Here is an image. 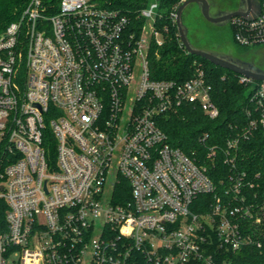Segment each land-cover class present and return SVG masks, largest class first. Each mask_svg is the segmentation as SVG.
<instances>
[{"label":"built area","instance_id":"1","mask_svg":"<svg viewBox=\"0 0 264 264\" xmlns=\"http://www.w3.org/2000/svg\"><path fill=\"white\" fill-rule=\"evenodd\" d=\"M158 4L131 23L108 1L27 0L0 32V264H239L264 247V196L245 172L197 201L214 183L156 123L184 103L219 115L202 68L150 77ZM227 23L239 45L263 44L264 0ZM253 88L264 133V81Z\"/></svg>","mask_w":264,"mask_h":264},{"label":"trees","instance_id":"2","mask_svg":"<svg viewBox=\"0 0 264 264\" xmlns=\"http://www.w3.org/2000/svg\"><path fill=\"white\" fill-rule=\"evenodd\" d=\"M26 1L0 0V32L18 17ZM103 1L126 12L131 23L141 22L137 15L145 0ZM181 2L159 0L156 26L162 41H152L148 47L146 58L150 77L183 81L202 68L211 84V98L219 109V115L210 118L196 104L184 103L175 111L157 115L156 123L166 134L167 142L183 151L197 165L203 166L214 183V192L199 194L197 201H205L208 205L213 203L217 195L228 191L236 172H245L244 181L252 184L250 192L264 196V133L257 121V103L252 99L253 87L261 80L241 82L238 73L189 53L179 39L172 15ZM253 120L257 121L254 126L251 125ZM234 139L238 142L236 149L230 153H236L235 166H232L225 161V154L228 141ZM0 217L3 218V210ZM242 252L232 255L239 264H264V247L249 248L246 251L248 254L244 255Z\"/></svg>","mask_w":264,"mask_h":264},{"label":"rangeland","instance_id":"3","mask_svg":"<svg viewBox=\"0 0 264 264\" xmlns=\"http://www.w3.org/2000/svg\"><path fill=\"white\" fill-rule=\"evenodd\" d=\"M182 22L187 29L191 45L218 53H229L238 58L254 57L264 62V43L242 47L233 39L228 23L213 24L199 13L195 4H189L182 13Z\"/></svg>","mask_w":264,"mask_h":264},{"label":"water","instance_id":"4","mask_svg":"<svg viewBox=\"0 0 264 264\" xmlns=\"http://www.w3.org/2000/svg\"><path fill=\"white\" fill-rule=\"evenodd\" d=\"M191 3H197L201 15L213 24H224L234 15H246L247 10H227L219 16L211 15L208 9L207 0H182L175 12V23L178 30L179 39L184 48L192 54L204 57L215 65L230 69L240 75L250 77L254 80L264 81V70L254 66L252 63L234 58V55L227 53H218L203 48L194 47L188 40L187 29L182 22V13L184 8Z\"/></svg>","mask_w":264,"mask_h":264},{"label":"flooded vegetation","instance_id":"5","mask_svg":"<svg viewBox=\"0 0 264 264\" xmlns=\"http://www.w3.org/2000/svg\"><path fill=\"white\" fill-rule=\"evenodd\" d=\"M207 3L210 14L214 16H219L224 11L233 9L234 11L238 9L247 10L248 13L255 14L259 8V0H207ZM191 4H195L200 13L197 3ZM234 58L252 63L254 66L264 70V62L258 61L254 57L238 58L234 56Z\"/></svg>","mask_w":264,"mask_h":264}]
</instances>
